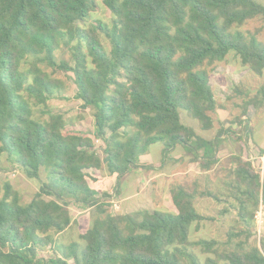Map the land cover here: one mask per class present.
Listing matches in <instances>:
<instances>
[{
    "label": "trees",
    "instance_id": "obj_1",
    "mask_svg": "<svg viewBox=\"0 0 264 264\" xmlns=\"http://www.w3.org/2000/svg\"><path fill=\"white\" fill-rule=\"evenodd\" d=\"M97 1L109 11V24L88 22ZM254 19L264 22V5L255 0H0V163L39 181L26 204L9 184L0 187V264H264V236L249 242L264 179L247 159L234 158L227 195L196 182L171 184L176 213L111 215L110 195L90 186L91 173L103 166L117 186L154 144L163 147L162 164L178 146L203 172L219 163L228 132L206 140L181 114L202 130L213 128L218 104L210 75L230 52L263 74L260 29H242ZM61 49L71 63L57 60ZM59 72L72 75L100 147L90 134L67 130L73 119L51 112L50 101L66 90ZM260 93L264 98V88ZM257 104L263 102L248 103ZM36 106L45 110L38 118ZM198 198L234 201L242 228L227 232L223 249L216 240L190 239L212 220L198 213ZM72 207L97 214L78 236L82 243L60 239L74 224Z\"/></svg>",
    "mask_w": 264,
    "mask_h": 264
},
{
    "label": "rangeland",
    "instance_id": "obj_2",
    "mask_svg": "<svg viewBox=\"0 0 264 264\" xmlns=\"http://www.w3.org/2000/svg\"><path fill=\"white\" fill-rule=\"evenodd\" d=\"M255 1L259 4H262L259 0ZM110 20L111 15L109 11L101 4L100 1H97V8L93 13L90 14L88 22L94 23L95 21H102L106 24H109ZM242 29L249 30L251 32L255 31L256 29H260L259 39L264 42V22H262L260 19L251 20ZM101 42L106 50H108V42L103 36H101ZM232 55H235L234 52L229 53L230 57L228 60L230 61L231 65L233 64L238 68L239 59L236 55L234 57ZM56 57L57 60L62 59L68 63H71L70 53L66 49H61L60 51L56 52ZM216 66L218 68L215 67L214 70L217 68L215 71H217L218 74H220V72H224L225 75H233L235 81L238 80L233 68L231 70L227 69L228 64H226L225 61L218 63ZM26 67L27 65H23V68ZM47 71L50 72V69H47ZM249 75L254 74L249 73ZM249 75L244 77L242 79L243 81H240L241 83L239 85L235 86V88L240 91L239 93H235L229 82H226V80L223 79V81H225V84L223 85L218 78L219 75L211 74L210 83L219 107L217 112L212 115L213 128L211 131H209L208 138H214L220 129L227 131L228 133L224 135V141L219 148V150L225 153L227 156L221 162L219 161L217 165L212 167L211 171L207 173V175H198L197 178H193L194 173L191 172L190 174L192 175H188V179L184 181V185L186 187H190L191 182L196 180V184L201 190L207 189L213 193L227 195L229 194V191L228 188H225L224 182L229 179V170L233 168L234 158L240 155L246 160L250 155V150L254 151L252 154L256 155V157L260 155V152H262L261 150H264V102L262 107L257 109H254L248 105V103L251 101L250 99L254 97L256 90H259L261 86L264 88V79L253 78ZM56 76L62 78L65 81L66 90L63 94V98L50 101L49 104L51 112H62L67 118L73 119V124H71L67 130L90 134L96 147H100L102 143L97 142L93 136V120L90 111L82 110L81 102L75 99L76 88L75 84L73 83L72 75H64L63 73L59 72L56 74ZM227 80H229V78H227ZM33 110L34 116L37 118L41 116V113L45 112V110L39 106L33 107ZM79 115H83L84 118L81 120L77 119ZM181 119L184 124L192 126L197 131L202 130L197 121L192 120L183 113L181 114ZM237 120L240 121V124L236 123ZM241 124L242 126H240ZM249 129L250 132H252V135L249 134ZM255 137L259 139L257 140V144L260 142L259 147H262L263 149L259 150L253 145L255 144L254 141H256ZM160 148L161 145L159 144L153 145L148 149L146 155L140 157L139 161L142 164L154 163L158 161V153ZM179 149H181V147ZM170 157L172 158L173 155L171 154ZM255 165L258 166L257 163ZM101 169L107 174V176H111L108 174L105 166H103ZM199 172L204 173L201 170H199ZM96 176L100 178L104 175L96 173ZM125 177H128V175ZM98 178L93 177L95 181H97ZM131 178L132 175H130L128 179L124 180L121 183V187L125 186L127 184L126 182H129ZM5 183L12 186V188L18 192L20 201L23 204L29 203L39 188V181L28 178L19 167L11 165L7 161L0 163V187H2ZM225 199L228 200L227 198ZM233 202L234 201L231 198L229 199V203L217 202L211 198H198L195 200L194 205L198 213L207 218H212V220L202 221L198 230L192 231L190 239L192 241L199 239L216 240L219 243L218 247L223 249L225 247L224 243L227 240V232L231 228H235L237 230L242 228V225L239 223L236 216V211L230 207V204ZM225 208H228V211L223 213ZM135 211L136 212L132 213L149 210H145V207L142 206ZM256 211L257 208L255 209L254 214ZM91 212L92 213H83L81 210L72 207L71 216L74 220V224L70 230L61 235V241L68 243L69 241L73 240L82 243L78 236L91 227L93 220L97 215L95 211ZM166 212L171 213L169 211ZM113 214H115V212ZM255 229L256 227L253 216V233L249 240V242L253 245L258 243V236L255 233ZM263 236L264 225L262 227V237ZM200 257L203 259L202 256Z\"/></svg>",
    "mask_w": 264,
    "mask_h": 264
},
{
    "label": "crops",
    "instance_id": "obj_3",
    "mask_svg": "<svg viewBox=\"0 0 264 264\" xmlns=\"http://www.w3.org/2000/svg\"><path fill=\"white\" fill-rule=\"evenodd\" d=\"M259 1L262 3L261 5H264V0H259ZM232 56L234 57L235 55H232ZM229 57L230 56L228 54L226 56V58L224 59V61L226 62V64H228L227 69L231 70L233 68V70L235 71V75L238 78L237 81L234 80L233 75L228 76V75H225L224 72H220V74H218V72L215 71L218 68L217 66H216L217 68L215 70L213 69L211 74L212 75H219L218 78L223 85L225 84V81H223V79H225L226 82H229L231 84V88L234 89V92L239 93L240 91L238 89H236L235 86L239 85L241 83L240 81H243L242 79L244 77H247L249 75V73H252V72L249 71L248 68L244 67L241 64L240 60L238 62V65H239L238 68L235 67L233 64L231 65L230 61L228 60ZM224 61H222V62H224ZM236 65H237V63H236ZM232 73H233V71H232ZM254 75H249V76H251L253 78L264 79V72L261 76H257V75L254 76ZM227 78H229V80H227ZM210 82H211V75H210ZM210 85H211V83H210ZM211 88H212V86H211ZM261 88H263V86H261L260 89ZM260 89L256 90V92L254 93L255 94L254 97L250 99V100H254V99L257 100V102H259V104L264 102L263 94L260 93ZM212 91H213V89H212ZM259 96H260V98H259ZM215 100H216V98H215ZM250 106L253 107L254 109L262 107V106H259L258 104H257V106H254V105H250ZM217 110H216V112H217ZM187 126L192 127L190 125H187ZM240 126H242V124ZM211 130L212 129L197 131L196 129H194V131L196 132L197 135L201 136L202 138H204L206 140H211L210 138H208L209 131H211ZM249 134L252 135V132H250ZM255 140H256V141H254L255 144H253V145L256 146L257 149H259V150L263 149L262 147H259L260 142L257 144V140H259V139H257V137H255ZM154 145H156V144H154ZM159 145H161V144H159ZM152 146H150V147H152ZM179 148H180L179 146L176 147L174 149V151L171 152L173 157L171 158L170 157L171 154H169V156L165 159V162H163V164H162V162H161L162 157L161 156H162L163 147L161 145V148L159 149V153H158L159 154L158 161H156L154 163H147V164H142L139 161V163H138L139 167L136 169H131L126 174V175H128V177L130 175H132V178L129 180V182H126L127 184L123 187H121V183L124 180L128 179V177H125L126 175L124 176L125 178L122 177V179H120L119 182H117V186H116V177L107 176V174L104 171H102V169L97 170V171H93L91 173V175L95 178H98L96 176V173H99V174L104 175V176H101L95 182L90 181V186L92 189L96 190L100 194L106 193L107 195H110L111 199L109 201L110 202L109 204L111 207H110L109 213L111 215L129 214L132 212H136L135 210L138 208H141L142 206L145 207V210H149V211L159 210V211H164V212L169 211L171 213H176V210H175V208L171 202V198L169 195V186L171 184H175V183L184 184V181H186L188 179V175H192V174H190L191 172L194 173L193 178L194 177L197 178L198 175H207V173H209L211 171L210 170V171H207L204 173L199 172L200 169L198 167V164H191L189 162V156L186 155V153L184 152V150L182 148L181 149H179ZM261 151L262 152H260V155L256 157V155L252 154L254 151L250 150V155L247 158V160L249 158H255L258 161L260 156L264 153V150H261ZM226 156L227 155L225 153H223L222 151L219 150L218 158H219L220 162ZM238 157H241L243 159V157L240 155ZM257 161H256V163H257ZM255 166L256 165H254V167ZM233 167H234V165H233ZM102 177H104V178H102ZM195 182H196V180H193L191 182V184L195 183ZM91 211H93V210L90 209V210H85L82 212L83 213H92ZM112 212L113 213L115 212V214H113ZM96 217H97V215H96Z\"/></svg>",
    "mask_w": 264,
    "mask_h": 264
},
{
    "label": "built area",
    "instance_id": "obj_4",
    "mask_svg": "<svg viewBox=\"0 0 264 264\" xmlns=\"http://www.w3.org/2000/svg\"><path fill=\"white\" fill-rule=\"evenodd\" d=\"M248 161H250L254 167L257 160L255 158H249ZM257 164L258 166H255L256 170H258L261 180H263L264 179V153L258 159ZM254 222H255V227H256L255 233L258 236V242H259L260 238L262 237V227L264 225V204L262 203V201L259 202L257 211L254 214Z\"/></svg>",
    "mask_w": 264,
    "mask_h": 264
}]
</instances>
